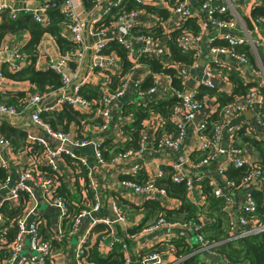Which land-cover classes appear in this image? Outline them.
I'll return each instance as SVG.
<instances>
[{
	"label": "built area",
	"instance_id": "obj_1",
	"mask_svg": "<svg viewBox=\"0 0 264 264\" xmlns=\"http://www.w3.org/2000/svg\"><path fill=\"white\" fill-rule=\"evenodd\" d=\"M90 7L84 10L81 0H64L60 12L65 19L63 24V32L61 36L64 37L73 47L69 52L64 53L59 58L45 61V65L38 70H50L60 76L61 86L55 90H48L42 94L24 95L25 102L22 109L16 111L13 107L6 106L0 103V117L15 118L28 117L30 132H26L24 136L25 147L14 151L10 143L7 142L0 134V171L5 174V179L0 183V205L7 202L12 208L21 205V214L18 215L11 222L16 227V234L9 243L5 240V219L0 214V264H45V260H51L53 253L49 249V245L41 242L35 232L37 217V209L39 205H49L53 210L58 211V217L61 219L66 213V208L59 198L52 195L55 184L46 179V177L37 169V166L44 165L49 167L52 171L56 170V162L60 160L62 155H67L69 158H74L79 161L80 165L88 170V184L87 189L93 194L92 203L88 204L86 208L79 210L73 220L72 230L69 235H73L79 224L87 221V231L95 224H102L111 229L110 238L117 241L116 235L113 232V227L117 223L124 221L123 216L114 200L106 202L104 208H108L109 215L97 217V213L103 208L102 199L100 195L101 187L94 181L92 168L82 159L79 154L83 149L90 147L92 149V157L98 165L104 164L101 160L99 149L96 142L90 139L74 140L73 133L65 134L60 131L52 130L46 122L40 117L41 112L59 111L63 104H68L74 110L79 112H86L89 110L91 103L79 96L77 91L81 87H73V73L75 69L68 67V62L72 61L78 63L87 51V47L81 44L82 35L85 30V25L81 18L86 14L90 18V27L88 29L89 36L93 39V44L89 50L92 51L94 59L90 65V71L95 72L104 80L101 82L100 90L102 96L99 100V107L96 110V116L99 118V125H94L100 131H106L110 122V111L112 105L118 99H122L126 91H129L127 77L130 72L137 66V58L140 55H149L160 62L163 68L171 67V63L164 60L161 54V49L166 47L165 40L154 38L151 35H143L141 33H132L138 25V11L136 9H126L127 0H89ZM215 0H202L199 4V9L204 12L210 27H213L217 33H220L221 41L226 43V46H212L209 40L208 54L215 59L217 55H228L236 60L240 66L238 73L241 74V67L247 63L246 57L243 54L236 53L233 48L242 45H247L253 52L259 46L258 41L251 38V32L246 29V25L242 28V33L239 37L233 36L232 32L235 30L234 26L237 24V17L231 13V7L238 1H243L250 5L251 9L260 5L259 0H224L226 2L225 8L213 4ZM135 4H140V0H132ZM54 7L53 0H38V9L30 10L23 8L20 10H10L5 5H0V12L6 10L10 19H15L19 13L30 14L31 19L41 26L47 25L46 11ZM172 15L183 22L188 18L193 17V12L190 10L188 0H172L170 5ZM217 14H226L230 19L220 21L213 17ZM261 18L251 19L257 24L261 22ZM253 31V28L251 29ZM223 32V33H222ZM198 36L192 35L187 31H181L177 39V44L181 52H191L198 41ZM110 42H115L120 46L126 55V59L132 64L129 73L123 75L118 82L119 87L110 92L107 89L109 82L108 76H117L120 73V63L118 57L113 53H103L106 45ZM18 48L13 47L12 50H7L6 47L0 45V52L6 53L5 61L10 71H18L21 69L23 58L17 52ZM255 53V52H254ZM215 62V60H213ZM216 65V64H213ZM175 71L178 77L183 81L184 78L196 68L195 63L190 66L181 64L175 65ZM191 69V70H190ZM225 72H229L230 68H222ZM236 71V69L234 68ZM214 73L210 69H203L199 74L197 86L199 89L211 91L213 90ZM159 76L153 75L152 87L145 92L137 89L136 84L131 87L136 96L145 102L147 99H162L166 96L175 97L176 104L172 107L169 115V121L174 128V137L172 135H162L158 140L153 138L146 140L148 137L145 131L142 132L139 140V146L136 151H125L123 154H118L111 164L118 161H129L136 159L131 167L132 174L135 175L139 168L137 161L141 158L148 147V142H151L150 150L157 151L167 149L169 151H177L184 143L186 138V131L189 125H193L195 140L198 144L195 147L197 152L202 156L198 160L182 161L178 159L175 164L171 166L174 173L172 182H184L186 195L191 197L193 192H199L201 200L204 201L205 195L200 192V183L206 180L205 186L208 189V196L211 199L221 200L222 211L225 213V222L227 226L226 241H234L236 239L255 235L264 232V222L260 223L256 218V200L255 194L259 195L260 201L264 205V165H261V160L250 161L244 158L245 150L249 147L243 144L239 147L236 144L237 136L240 131L245 134H251L258 137H264V133L256 132L253 126L264 128V116L260 112L261 104H264V97L260 94L257 88L249 87L245 95L239 97L240 101L232 100V103L226 104L220 110V120L212 127L211 135L208 137L204 131L206 127L205 120L196 119V113L202 109L204 103L203 99L197 97L196 91H182L172 89L169 86V92L166 88H162L158 83ZM3 79L0 73V90L2 89ZM83 86V85H82ZM72 88V93L68 91ZM131 91V89H130ZM132 92V91H131ZM56 96L54 104L51 105L50 99ZM121 108V107H120ZM245 110L252 112L250 119L242 121ZM161 122H159L160 124ZM225 139L226 146H222L221 139ZM223 147H225L223 149ZM9 150L14 156L20 152L28 153L30 156L25 161L24 165H20V169L12 175L8 170L4 153ZM75 151V152H74ZM185 163H189L188 168L184 169ZM244 171L237 181L227 176L226 170L232 168L233 170L241 169ZM163 173L157 171L154 178L162 177ZM121 187L129 189L134 193H145L151 197L152 200L159 201L165 197L163 189H156L153 184L139 186L128 181H119ZM176 225L165 223L161 219L157 220L153 225L145 228L142 232H154L163 227H174ZM182 228L189 229L192 233L197 229L196 225H181ZM57 229V234L60 229ZM195 241L207 249L202 243L201 238L193 234ZM132 239V236L125 235ZM82 241H79L73 256V264H82L79 259V251ZM122 250L127 248L122 245ZM7 252V257L1 256L3 252ZM210 257L219 259V256L208 253ZM222 263H226L224 259H219ZM130 259H125L123 264H129ZM137 264H163L161 259L152 254L144 257Z\"/></svg>",
	"mask_w": 264,
	"mask_h": 264
},
{
	"label": "trees",
	"instance_id": "obj_2",
	"mask_svg": "<svg viewBox=\"0 0 264 264\" xmlns=\"http://www.w3.org/2000/svg\"><path fill=\"white\" fill-rule=\"evenodd\" d=\"M53 1L54 7L46 11V26H41L40 24L35 23L31 19L30 14L19 13L15 19H10L6 10L0 12V41L5 35H19L22 33L28 34V40L25 45L17 50L19 55L23 58V61L25 56L27 66L13 72L9 70L6 64H2L0 66V73L4 80L14 83H25L27 87L31 86L33 89L31 90L29 88V91H27L29 94H42L48 90H55L61 86V80L58 74L48 69L37 70L33 67L37 57V44L39 43L42 35L47 34L53 38L61 55L71 51L73 47L64 37L61 36V32H63V24L66 22L60 12L64 0ZM259 1L260 5L251 9L250 18L262 19L261 34L264 37V0ZM128 2L129 1L127 0L125 5L126 9H135L134 3L131 4ZM81 4L84 10H88L90 7L89 0H81ZM146 10L155 12L161 19H165L166 17V13L161 10L155 11L149 8ZM213 17L220 21L230 19L226 14L215 13ZM244 22L246 29L251 32L252 27L250 26L249 21L245 19ZM132 31H140L138 33L151 35L154 38H158L161 34L159 28L153 29L152 31H141V29L135 28ZM181 31H187L192 35H196L198 32V26L193 18H188L169 34V40H166V47L168 50L167 60L171 63V67L163 68L159 61L149 55H140L136 60V63L146 65L152 74H163L169 79V86L179 92H182L183 89L181 79L175 71V65L181 64L190 66L193 64L192 52L183 53L178 47L177 39ZM214 43L215 45L213 44V46H226L224 41H214ZM233 50L238 54L246 56L247 60L252 65L254 64L253 55H257V59L261 67L260 69L264 72L263 47L256 48L254 51L255 53L252 54L250 53L247 45L234 47ZM109 52H113L118 57L120 63V73L117 76H108L109 82L107 84V89L112 93L120 85L118 80L131 69L132 64L126 59L124 50L115 42L108 43L103 50V53L105 54ZM72 63L74 62L69 61L68 67L73 70L74 68ZM231 73H233V71H229L228 75ZM232 81L234 87L229 95H217L218 111L211 115L208 118V121H206L204 133L208 137L211 135L212 127L220 120V115H218L220 112L219 110L226 104L232 103L234 96L245 95L247 89L250 87V85L243 87L241 82H239L236 77L233 78ZM152 85L153 83L151 77H146L145 80L137 85V89L145 92L152 87ZM100 87H102V85L91 86L84 84L78 88V95L91 103L89 110L86 112L76 111L68 104H63L59 111L41 112L39 117L54 131H60L68 134L69 128L72 127V138L74 140L89 139L90 137L87 135V126L99 125L100 123L99 118L96 116V110L99 107V100L102 96ZM203 91L205 90L200 89L199 93L202 94ZM259 92L264 97L263 90L260 89ZM26 94H0V103L13 107L16 111H19L24 105L26 98H24V95ZM2 97L6 98L3 99ZM176 102L177 99L175 97L166 96L162 99L154 100L146 98L144 103L134 108L127 105L122 106L121 115L123 117L128 115L131 119L129 124H122L119 128V132L125 133L127 140L121 144H117L114 149L113 146L115 143H113L110 138L103 142H96L102 162L105 164H111V161L118 154H123L125 151H136L139 146L140 136L144 131V121H147L152 116L156 117L158 121L161 122L153 135V139L155 141L162 135L170 134L174 137V128L168 118L170 111ZM25 133L24 131L13 129L6 123H0V134L5 140H7V142L10 143V146L14 151L26 146V144L23 143ZM237 137L240 138L241 144H246L247 146L257 150V152L260 151L264 154V137L255 138V136H252L249 133L245 134L242 131L239 132ZM196 153L197 155L200 154V156H202L200 152ZM59 161L63 164H69V170H71L72 174L69 176L68 181L71 185L72 180H74L73 186L75 185L76 187L77 183H82V188L79 187V190L81 189L83 192L81 193L82 195H80V198H76L77 200L72 199L63 184L65 182L61 168L56 167V170L52 171L47 166H37L38 171H40L46 179L51 180L55 184L52 195L59 198L66 208V213L60 219L61 226H57L58 230L61 229L59 234H57L56 231H53L54 229L51 230L47 214L40 213L35 218L37 220L35 232L41 242L49 245V249L52 253L63 247L66 236H69V232L72 230V224L76 213L79 210L86 208V206L93 201V194L90 189H87L89 179L88 170L81 166L78 160L69 158L67 155H62ZM260 164L264 165V159L261 160ZM160 171L163 173V176L156 179L154 177L147 178L144 174L139 172V176H123L120 178V181H128L139 186H143L151 182L156 189H163L167 197L176 199L179 202L178 208L167 209L160 205L159 201L155 200L145 201L139 208L130 205L123 207L127 209L129 218L140 214V221L136 226L132 227L131 230H128L127 232L122 231L118 233L113 227V232L116 237H118L116 238L117 241H113L114 239L110 238L109 235L111 229L107 226L102 224H95L91 226L87 231L85 240H82V244L80 246L79 259L82 264H123L127 258L131 261L129 264H132L133 261L137 264L144 257L152 254H156L162 261L160 252L164 249H168V254L173 259V261L169 264H207L199 258V255L203 253L215 254L219 256V259H224L226 261V263L214 261L213 264H264V232L255 235H248L234 241H226L227 226L224 217L225 213L222 211V202L221 200L211 199L208 196V189L205 186L206 180H203L200 183L202 189L205 187V193L202 192V194L205 195V199L203 201L204 204L201 208H199L191 204L188 200L189 196L186 195L183 181H180L179 183L172 182V176L174 173L171 168L162 167ZM243 171L244 167L237 170L228 168L226 173L229 178L237 181ZM5 177V174L0 171V183L4 181ZM95 177L96 176L93 175V179L97 183L98 181L95 180ZM254 198L257 206L256 218L260 223H263L264 205L260 201L258 194H255ZM112 200L115 201V199ZM46 207L51 208L49 205H46ZM54 211L58 213L57 210ZM120 211L122 212V210ZM0 214L6 220L4 224V236L6 243H9L16 234V227L11 220L21 214V205H19V207L12 208L7 202H3L0 205ZM122 214L124 215L123 212ZM159 219L170 224L177 223L181 225H196L197 229L193 234H196V236L201 238L202 243L207 247V249H203L200 245H195V242L194 244L193 242H185L183 239H176L134 253H131L128 250H122V245L127 248L130 243L129 237H126L125 235H135L144 227L147 228L153 225ZM196 251H198L197 254H193ZM1 256L6 258L7 252H3ZM45 264H51V260L46 259Z\"/></svg>",
	"mask_w": 264,
	"mask_h": 264
},
{
	"label": "crops",
	"instance_id": "obj_3",
	"mask_svg": "<svg viewBox=\"0 0 264 264\" xmlns=\"http://www.w3.org/2000/svg\"><path fill=\"white\" fill-rule=\"evenodd\" d=\"M128 3L133 4L132 0H128ZM140 4H135V9L138 11V22L139 25L136 27L137 29H141V31L144 30H150L153 29H160L161 34L158 36L159 39L168 41L169 34L177 27L180 26L183 22H179L178 19L174 15H172L170 11V5L171 0H140ZM202 2V0H188V5L190 7V10L193 12V19L198 26V32L196 36H198V41L195 43V47L192 52L193 56V63H195L196 68L193 70V73L188 74L184 80H181L182 83V89L184 91H196L197 96L199 99H203V107L196 113V119L199 120H205L208 121V118L213 115L215 112L218 111V102H217V95H229L232 92V89L234 87L233 84V78H238L239 82H241V85L247 86L250 85V87H255L260 91V89L264 92V72L262 69H260L259 65H252L246 57L247 63L244 67H241V74L238 73L237 69L240 70V66L236 63V60L228 55H217L215 56V59H213L207 52V49L209 48V40L214 39L211 42V45H215L214 41H221L220 39V33H217L213 27H210L209 21L205 15L204 12H201L199 9V4ZM213 4L218 6H223L225 8H228L226 6V2L224 0H215ZM0 5H5L6 8L10 10H20L23 8H27L30 10H36L38 9V1L33 0H0ZM259 6V5H258ZM151 10H161L164 13H166L165 19H161L155 12L147 11L146 9ZM232 11L231 13L237 17V24H235L234 28L235 30L232 32L234 34L233 36L239 37L242 33V28L245 25L244 20H248L249 23L251 22L250 18V11L251 7L247 3L243 1H238L237 3H234L233 6L230 8ZM83 23L85 25V30L82 35V42L81 44L85 47H87V51H85L83 58L76 64H73V68L75 69V72L73 73V87H79L80 85L88 84L91 86H97L102 85L101 82L104 80L103 78L99 77L95 72L90 71V65L91 62L94 59L93 53L90 49V47L93 44V39L88 34V29L90 27V18L88 15L84 14L81 16ZM262 21L255 24L252 22V25H250L253 28V31L251 30V38L255 41H258L259 47H263L264 51V37L261 34L262 32ZM140 31H132V33L137 34ZM223 33V32H222ZM28 40V34L22 33L19 35H5L2 40L0 41V45L2 47H6L7 50H12L13 47H17L20 49ZM250 53H254L250 48ZM37 57L35 59V62L33 64L34 69L41 68L45 65V61L48 59L55 60L61 56L59 53V50L53 40L49 35L44 34L42 35L39 43L37 44L36 48ZM161 54L164 57V60L168 59V50L163 48L161 49ZM24 56V55H23ZM6 53L0 52V66L5 61ZM215 60V62H213ZM167 62H169L167 60ZM255 62V61H254ZM259 63V62H258ZM216 64V65H213ZM161 65V64H160ZM24 66H27V60L24 56V61L21 64V68ZM230 68V72L233 71L230 75H228V72H225L222 70V68ZM236 69V71L234 70ZM203 69H210L212 73H214L213 77V84L214 89L211 91L205 90L202 92V94L199 93V87L197 86V81L199 74L201 73V70ZM191 70V69H190ZM129 73V71L127 72ZM153 75H158L159 80L158 83H160L162 88H166L169 92V79L165 77L163 74H152L149 68L146 65L143 64H137V66L130 72L129 76L127 77V82L129 85V91L127 90L125 95L122 97V99H118L116 102L113 103L112 109L110 111V122L108 129L106 131H100L98 128L94 125L87 126V135L90 137L89 139L93 142H103L108 140V138L111 139L115 145L113 146V149L116 148L117 144H121L127 140V137L125 136V133H120L119 128L122 126V124H129L131 122L130 116L126 115L123 117L121 115V108L124 105L131 106L132 108L140 106L144 100L138 98L136 94L134 93L131 85L136 84L139 85L143 80L146 79V77H151V80L153 78ZM232 78V79H231ZM29 88L32 90L33 88L27 87L25 83L21 82H10L5 81L2 82V89L0 90V94L6 95L8 94H14V93H23L26 94L29 91ZM72 88H69L68 91L72 93ZM248 90V89H247ZM170 93V92H169ZM261 94V93H260ZM241 96H234L232 100H236L237 102L240 101L239 99ZM5 99L6 97H2ZM1 100L3 101V99ZM56 96H53L52 99L49 100L51 105L54 104ZM121 107V108H120ZM260 112L263 113L264 116V104H261L260 106ZM221 110V109H220ZM219 110V111H220ZM220 115V112L218 113ZM244 118L242 121H245L247 119H250L252 117L253 113L245 110L244 112ZM6 123L7 125L11 126L13 129L21 130L25 132H30V125H29V119L28 117H15V118H5L0 117V123ZM195 124V121H193L192 125L188 126V129L186 131V138L184 143L181 145V147L177 151H169L167 149H161L159 151L155 149L150 150L151 142H148V147H146V151L143 153L141 158L137 161L139 165V169L136 170L135 175L132 174L131 167L134 164L136 159H130L129 161H118L115 164H101L98 165L95 160L92 157V149L90 147H87L83 149L80 152H75L76 154H79V156L84 159L86 163L90 165V168H92V172L94 173L95 180L98 181L97 184L101 187L100 189V195L102 199V205L103 208L99 213H97V217L101 216H108L109 211L108 208H104V205H106V202L115 199L116 205L122 210L124 213L123 219L124 221L122 223H117L114 225V229L120 233V232H127L128 230H131L132 227L136 226L137 223L140 221L141 216L140 214L129 218V213L127 209L123 208L125 206H133V207H141L142 204L145 201H151V197L148 196L145 193H134L133 191L129 189H125L120 186L119 181L120 178L123 176L133 177V176H139V172L144 174L147 178L154 177V175L157 173V171H160L162 167L165 168H171L173 164L176 163L178 159L185 161V160H191L190 163L194 162L195 160H198L200 158V154L197 155V151L195 150V147L198 143H196L195 137L196 134L193 130V125ZM159 127V121L156 117H150L147 121H144V131L146 135L149 137L148 140L153 138L154 132ZM69 134L73 133V128L70 127ZM222 146H226L225 139H221ZM236 144L241 147L243 144L240 142V138L237 137ZM225 147H223L224 149ZM27 156L29 158V154L25 152H20L16 156L12 155L9 150H6L4 153V158L6 160V164L8 167V170L12 175H14L19 169L20 165H24L25 161L27 160ZM244 158L250 159V161H258L262 160L259 156V152L257 150L251 148L250 146L245 150ZM194 160V161H193ZM189 163H185V166H183L184 169L188 168ZM188 165V166H187ZM56 166L61 168V172L64 176V182L65 188L72 197V199L77 200L76 198H80L82 195L81 189L79 190V187L82 188V183H77V187L74 185V180H72V184L70 185L68 179L69 176L72 174L71 170H69V164H63L59 160L56 162ZM203 189L201 188L200 192L205 193ZM81 191V192H80ZM199 192L195 191L193 192L192 196L188 198L191 204L201 208L204 204L203 200L200 199ZM116 196V197H115ZM114 197V198H113ZM187 198V197H186ZM159 204L167 209H175L178 208L179 202L176 199L170 198V197H163L159 199ZM207 206V203H206ZM37 215L40 213H45L48 216L49 223L51 230L57 231L56 227L61 226L60 218L58 217V213L54 211L53 209L46 207L44 205H39L38 209L36 211ZM174 227H163L162 229H159L154 232H142L137 233L133 235L132 239H130L129 246L127 247V250L131 253L140 251V250H146L153 246H157L159 244H163L172 240H184L185 242L191 243L195 242V245L199 244L195 241V237L191 230L185 229L181 227V224L173 223ZM87 221H83L79 224L76 232L73 235H67L65 238V242L63 244V247L59 250H56L53 252L51 258V264H73V256L74 252L77 248V245L79 241L85 240L87 236ZM145 227L142 229L144 230ZM140 230V231H142ZM61 231V229H60ZM201 251V250H198ZM196 251L193 254H197ZM192 254V253H191ZM160 256L162 258L163 264H169L173 261L172 257L168 254V249H164L160 252ZM199 258H201L202 261H204L207 264H213L214 261H220L219 259H214L210 257L209 254H200ZM221 262V261H220ZM132 264H136L133 263Z\"/></svg>",
	"mask_w": 264,
	"mask_h": 264
},
{
	"label": "rangeland",
	"instance_id": "obj_4",
	"mask_svg": "<svg viewBox=\"0 0 264 264\" xmlns=\"http://www.w3.org/2000/svg\"><path fill=\"white\" fill-rule=\"evenodd\" d=\"M253 57H254V65H259V63H258V59H257V55L255 56V55H253ZM259 68H261V67H259ZM253 128H254V130L256 131V132H261V133H264V128L263 127H256V126H253ZM148 139H149V137H147L146 138V140L148 141ZM196 143H198V142H196ZM259 156H260V158L261 159H264V154L262 153V152H260L259 151Z\"/></svg>",
	"mask_w": 264,
	"mask_h": 264
}]
</instances>
